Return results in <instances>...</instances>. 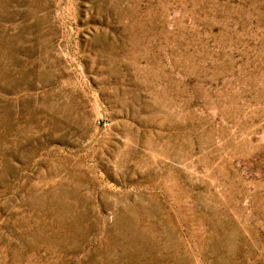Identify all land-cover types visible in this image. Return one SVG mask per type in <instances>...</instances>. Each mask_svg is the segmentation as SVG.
<instances>
[{"label":"rangeland","instance_id":"374dc122","mask_svg":"<svg viewBox=\"0 0 264 264\" xmlns=\"http://www.w3.org/2000/svg\"><path fill=\"white\" fill-rule=\"evenodd\" d=\"M0 264H264V0H0Z\"/></svg>","mask_w":264,"mask_h":264}]
</instances>
